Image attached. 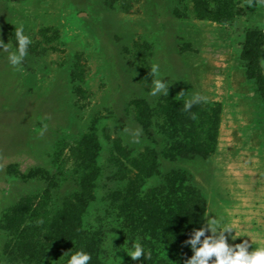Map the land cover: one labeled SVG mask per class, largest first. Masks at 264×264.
Returning <instances> with one entry per match:
<instances>
[{"label": "rangeland", "instance_id": "obj_1", "mask_svg": "<svg viewBox=\"0 0 264 264\" xmlns=\"http://www.w3.org/2000/svg\"><path fill=\"white\" fill-rule=\"evenodd\" d=\"M21 27L22 66L0 52V264H109L111 240L113 264H185L209 213L264 244L257 0H0L13 50Z\"/></svg>", "mask_w": 264, "mask_h": 264}, {"label": "clouds", "instance_id": "obj_2", "mask_svg": "<svg viewBox=\"0 0 264 264\" xmlns=\"http://www.w3.org/2000/svg\"><path fill=\"white\" fill-rule=\"evenodd\" d=\"M253 0H249L252 3ZM264 7V0H257ZM16 47L13 50L8 43L0 39V52H7L8 62L14 68L22 66L25 57L28 55V49L32 40L30 36L25 35L24 29L17 28L15 31ZM151 72L156 75L159 73V65L154 64ZM160 77L152 80L150 95L168 94V82ZM206 102L207 97L197 93L184 103V110L189 111L194 104ZM195 119V114L192 116ZM139 131H137V140ZM204 223L199 228H194L184 244L188 246L192 255L185 261V264H264V244L256 243V237L251 235H241L233 222H229L224 216H217L209 213L203 219ZM248 237L250 239L237 238ZM203 238V239H202ZM131 247L124 251L133 261L150 260L152 258L151 250H146L139 239L130 240ZM231 241V242H230ZM112 251L109 256V264H113L112 257H117L120 249L113 246V240L110 241ZM92 255L89 252L78 250L72 253L67 264H89ZM143 264V261H141Z\"/></svg>", "mask_w": 264, "mask_h": 264}]
</instances>
